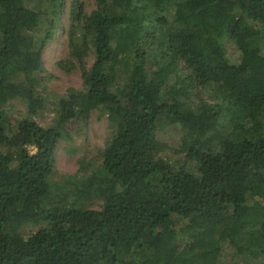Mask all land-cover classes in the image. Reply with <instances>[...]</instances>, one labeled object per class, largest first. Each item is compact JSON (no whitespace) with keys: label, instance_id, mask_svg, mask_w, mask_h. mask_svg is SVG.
<instances>
[{"label":"trees","instance_id":"trees-1","mask_svg":"<svg viewBox=\"0 0 264 264\" xmlns=\"http://www.w3.org/2000/svg\"><path fill=\"white\" fill-rule=\"evenodd\" d=\"M65 7L0 0V264H264V0H73L58 66L83 84L53 103L42 62ZM93 111L104 148L58 174ZM162 124L181 130L169 158Z\"/></svg>","mask_w":264,"mask_h":264},{"label":"rangeland","instance_id":"rangeland-1","mask_svg":"<svg viewBox=\"0 0 264 264\" xmlns=\"http://www.w3.org/2000/svg\"><path fill=\"white\" fill-rule=\"evenodd\" d=\"M73 0H66L65 11L61 16L58 31L53 42H51L43 55L44 79L41 92L48 101L56 102L64 97L70 88L82 89V76L80 71L67 72L58 66V62L67 58V31L69 28L70 6ZM96 0H86V11L95 8ZM93 58L88 61L89 67ZM52 106V105H51ZM25 106L20 101L10 102L5 109V114L15 124L25 115ZM44 118L37 117L35 121L41 126H49L53 113L46 111ZM68 140H62L55 152L56 170L60 175H76L79 173V160H88L98 157V150L104 148L110 134L107 118L98 111L90 114L88 123L84 125L81 121H74L67 126ZM157 154L163 158L171 157L170 148L179 144L181 130L174 124H162L157 133ZM176 158V157H175ZM91 208L98 209L97 201L90 204ZM26 233L31 235L34 230L32 226H26ZM195 261H198L197 256Z\"/></svg>","mask_w":264,"mask_h":264}]
</instances>
